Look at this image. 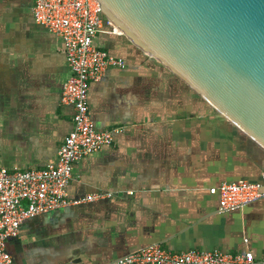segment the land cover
<instances>
[{"label": "crops", "instance_id": "crops-1", "mask_svg": "<svg viewBox=\"0 0 264 264\" xmlns=\"http://www.w3.org/2000/svg\"><path fill=\"white\" fill-rule=\"evenodd\" d=\"M106 32L94 45L124 68L90 84L89 116L98 132H118L111 146L74 165L68 198L110 197L24 222L6 242L12 264H114L153 245L264 255V198L223 213L209 193L222 183H259L264 152L157 62ZM70 75L62 41L34 22L30 0H0L1 168L57 162L72 129L73 109L60 101Z\"/></svg>", "mask_w": 264, "mask_h": 264}, {"label": "water", "instance_id": "water-1", "mask_svg": "<svg viewBox=\"0 0 264 264\" xmlns=\"http://www.w3.org/2000/svg\"><path fill=\"white\" fill-rule=\"evenodd\" d=\"M96 1L119 36L264 152V0Z\"/></svg>", "mask_w": 264, "mask_h": 264}, {"label": "built area", "instance_id": "built-area-1", "mask_svg": "<svg viewBox=\"0 0 264 264\" xmlns=\"http://www.w3.org/2000/svg\"><path fill=\"white\" fill-rule=\"evenodd\" d=\"M34 22L63 44L70 78L63 86L61 103L73 109L72 129L59 148L57 162L42 170L10 172L0 167V264H12L6 242L16 239L21 225L50 212L110 197L88 196L71 201L68 187L76 163L111 146L118 131L98 132L89 116L88 90L111 67L124 68L123 60L95 47L101 33H115L103 18L96 0H30ZM107 28V29H105ZM220 212H233L264 198V185L248 181L222 183L211 188ZM114 264H264L247 251L173 253L159 245L134 252Z\"/></svg>", "mask_w": 264, "mask_h": 264}]
</instances>
